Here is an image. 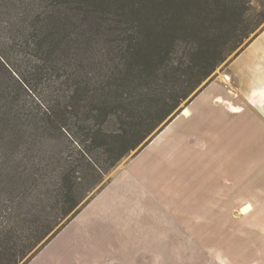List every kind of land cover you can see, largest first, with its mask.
I'll return each mask as SVG.
<instances>
[{
    "label": "trees",
    "instance_id": "obj_1",
    "mask_svg": "<svg viewBox=\"0 0 264 264\" xmlns=\"http://www.w3.org/2000/svg\"><path fill=\"white\" fill-rule=\"evenodd\" d=\"M250 3L29 1L16 35L29 79L0 60L14 84L0 83V160L21 159L0 165V264H27L113 167L147 146L264 31L249 39L264 22V9L251 16ZM9 113L15 122L25 115L12 135L35 149L5 146Z\"/></svg>",
    "mask_w": 264,
    "mask_h": 264
},
{
    "label": "crops",
    "instance_id": "obj_2",
    "mask_svg": "<svg viewBox=\"0 0 264 264\" xmlns=\"http://www.w3.org/2000/svg\"><path fill=\"white\" fill-rule=\"evenodd\" d=\"M81 217L78 264L94 231L107 254L133 247L135 260L144 252L155 264H183L207 238L215 249L227 242L210 264H264V32L73 221Z\"/></svg>",
    "mask_w": 264,
    "mask_h": 264
},
{
    "label": "rangeland",
    "instance_id": "obj_3",
    "mask_svg": "<svg viewBox=\"0 0 264 264\" xmlns=\"http://www.w3.org/2000/svg\"><path fill=\"white\" fill-rule=\"evenodd\" d=\"M30 0H0V60H5L14 70L16 69L18 74H22L25 78L29 79V75L27 71H29V62H25V57L17 51L18 50V41H17V33L20 30L22 20L26 19L25 8L28 5ZM34 4V2H33ZM250 15L259 14L264 9V0H251L250 3ZM264 30V22L261 24L259 28L255 30L253 34L249 36V39L252 38L256 33H259ZM264 32V31H263ZM246 43V41L242 44V46ZM238 51V50H237ZM236 53V52H235ZM233 53L231 57L235 54ZM23 57V58H22ZM225 61L219 69L215 72V78L222 75L223 71L227 67L229 60ZM27 70V71H26ZM26 71V72H25ZM12 74V73H11ZM13 75V74H12ZM214 78V79H215ZM213 79V80H214ZM0 83L3 86H13L14 84L9 79L7 74L2 71L0 68ZM35 81L31 79L29 81V86L34 87ZM28 92V91H27ZM21 101L25 107V110L30 114H34L35 103L32 98L25 93H21ZM25 116V115H24ZM23 116V120L24 117ZM22 121H16L15 117L9 113V122L5 125L6 135L7 137L4 140L5 146L10 149H17L21 154L25 153L26 149H35L33 147V142L30 138H26V136H21V141H18L15 136L12 135V131H20V123ZM31 121V119H29ZM4 130V129H3ZM38 148H42L40 145ZM133 152H131L127 157L123 158L115 167H113L101 180L99 184L86 196L83 202L80 204H84L86 201L90 200L98 190L106 184L109 179L131 158ZM31 156L28 155V159ZM32 157L34 158V162H41L43 156L42 154H37V151H32ZM32 158V159H33ZM27 159V160H28ZM17 163H20L21 159H18ZM29 161V160H28ZM9 160H0V165L3 163H8ZM13 164L11 161L8 163L9 165L17 166ZM12 168V167H10ZM11 170V169H10ZM1 180V174H0ZM2 188L5 189V185H1ZM85 215V213H84ZM82 215V216H84ZM74 218L39 252L37 253L27 264H78L76 254L74 255L75 244L77 240L84 239V228L85 225H78L80 223H86V219H76ZM72 222V223H71ZM95 236L91 238L92 245L86 248V251L77 252V257L80 258L81 262L79 264H155L153 258L150 256H146V253H142L141 256L133 257V253L128 247L121 249V254H107L106 249L103 250L102 247V238L100 236V231H94ZM198 240H194V244H191L190 247V255L188 260H184L183 264H210L212 261L216 262L218 259L222 257L224 254V245L227 243H222L220 248H214V246L210 245V239L207 238L205 241L200 240L201 242L195 243ZM146 248H142L144 251ZM74 250V252H73ZM103 250V253H102ZM112 253V249L109 248ZM142 259L140 262L138 259ZM148 261L145 262V259ZM173 264H181V263H173Z\"/></svg>",
    "mask_w": 264,
    "mask_h": 264
},
{
    "label": "water",
    "instance_id": "obj_4",
    "mask_svg": "<svg viewBox=\"0 0 264 264\" xmlns=\"http://www.w3.org/2000/svg\"><path fill=\"white\" fill-rule=\"evenodd\" d=\"M135 152H133V154H134Z\"/></svg>",
    "mask_w": 264,
    "mask_h": 264
}]
</instances>
